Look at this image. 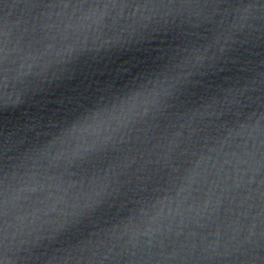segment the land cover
<instances>
[{"label": "water", "instance_id": "obj_1", "mask_svg": "<svg viewBox=\"0 0 264 264\" xmlns=\"http://www.w3.org/2000/svg\"><path fill=\"white\" fill-rule=\"evenodd\" d=\"M0 264H264V0H0Z\"/></svg>", "mask_w": 264, "mask_h": 264}]
</instances>
